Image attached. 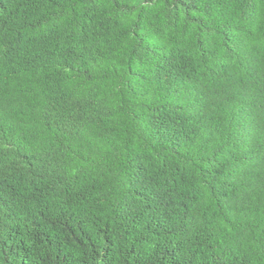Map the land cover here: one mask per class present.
Here are the masks:
<instances>
[{
  "label": "trees",
  "instance_id": "16d2710c",
  "mask_svg": "<svg viewBox=\"0 0 264 264\" xmlns=\"http://www.w3.org/2000/svg\"><path fill=\"white\" fill-rule=\"evenodd\" d=\"M0 264H264V0H0Z\"/></svg>",
  "mask_w": 264,
  "mask_h": 264
}]
</instances>
